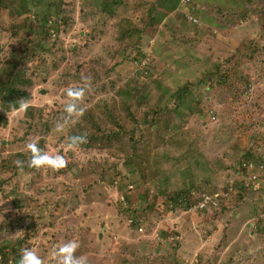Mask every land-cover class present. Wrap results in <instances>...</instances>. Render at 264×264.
I'll return each instance as SVG.
<instances>
[{"label": "rangeland", "instance_id": "374dc122", "mask_svg": "<svg viewBox=\"0 0 264 264\" xmlns=\"http://www.w3.org/2000/svg\"><path fill=\"white\" fill-rule=\"evenodd\" d=\"M62 1L60 7V0H6L10 7L0 12L3 59L34 13L54 18L60 8L72 10L70 27L36 48L45 60L27 63L37 76V84L27 89L31 106L42 107L45 116L59 111L55 115L63 120L65 89L87 77L91 88L81 107L112 97L129 101L139 93L137 119L159 122L139 126L135 147L125 154L74 150L66 168L42 169L37 175L28 171L24 147L15 141L27 116L0 108V161L4 157V167L13 166L17 154L25 161L18 171L19 191L34 193L41 203L60 200L59 219L39 231L32 249L49 264L56 246L71 239L79 241L76 254L86 255L89 264H264V163L240 174L244 150L235 137L240 124L249 126L250 135L262 136L258 153L264 160V0L163 1L169 13L158 28L146 30L137 49L123 48L117 28L121 18L146 17L144 9H133L139 0H124L113 18L101 11V0ZM158 1L146 0L160 6ZM212 64L234 67L235 78L244 76L250 84L219 82L216 75L198 82ZM186 81L198 84L193 96L199 105L193 112L176 107L164 93ZM242 90L248 96L241 97ZM163 111L170 116L166 120ZM162 125L169 126L166 132ZM65 133L54 130L52 144L39 143L50 154L64 156V149L53 143ZM71 163L76 173L68 171ZM8 176L0 168V179ZM191 186L201 188L197 205L187 211L166 209L167 196ZM10 190L11 183L6 195ZM38 190L44 192L38 195ZM219 194L223 199L218 202ZM19 201L0 196V223L6 212L19 216L25 211L12 208ZM149 203L155 212L132 227L127 216L133 214L126 208L133 206L139 214Z\"/></svg>", "mask_w": 264, "mask_h": 264}, {"label": "trees", "instance_id": "16d2710c", "mask_svg": "<svg viewBox=\"0 0 264 264\" xmlns=\"http://www.w3.org/2000/svg\"><path fill=\"white\" fill-rule=\"evenodd\" d=\"M163 1L166 0H159L158 2L160 6H158V4H149L146 0H139V2L134 5L133 9H144L143 14H145L146 17H140L138 20L126 18L119 19L117 39L122 44L123 48L126 49V46L128 45L133 46L132 48L134 49L139 48L141 38L146 30H148V28L152 29L155 26L158 28L161 25L166 16L165 11L168 12L163 8L161 3ZM170 1L177 4V0ZM123 2L124 0H101L99 5L101 11L106 14L108 18H113L121 8ZM62 5L63 1L60 0V7ZM71 5H73L71 2L67 4V6ZM50 6L56 7L54 4H50ZM9 7L10 5L6 0H0V12L1 9H8ZM174 7L175 5H170V8L173 9ZM68 9L60 8L58 14L54 18L49 13H44L40 18L39 13L36 12L23 24V36L17 39L16 46L12 47V49L7 52L8 54L6 55L8 56L0 59V108L9 111L13 106L18 107V105L14 104H17L20 99L31 98L27 89H30L37 84L35 81L37 76H35L32 67L27 66V63L30 62L33 65L39 63V60H45L43 58L40 59L37 56L36 48H38L40 43H45L49 38L52 39V37H55V33L57 35L59 32H63L70 27V18L73 14L72 10ZM15 13L16 11H14V14ZM137 25H140V27ZM19 28L21 29V26ZM51 30H54V32H51ZM11 36L14 37V34H11ZM28 38H31L34 42L31 41V43ZM55 46L56 45L54 44L53 48H55ZM248 48L249 55H252L253 50L255 49H253L251 42L248 43ZM140 56L144 57V55ZM58 58L59 56L56 55V59ZM251 58L252 57H247L249 60H251ZM34 67L37 69V66L34 65ZM78 69L79 66L77 67V70ZM212 69L211 72H206L198 82H201L205 77L209 79L216 75L220 78L218 80L219 82H222V79H224L226 81H232L233 83L241 81V83L248 84L244 76L238 79L235 78L234 67L232 66L226 67L222 64H212ZM90 72L93 73L91 69ZM195 85L198 84L196 82L186 81L181 85L177 84L172 88H165L164 93L170 95V98L168 99H172V103H175L176 107L181 106L193 112V110L199 105V103L194 100L193 96ZM245 88L248 89V86ZM138 95L139 93H136V95L129 101H120L117 98L112 97L110 99L96 101L88 107L83 106V116L78 119L77 123L64 130H58L55 127L57 122L62 121L58 117L59 114L55 115L56 112L59 111H54V114L50 113L49 116H45L42 107L30 106L25 113V116H27L25 121L26 125L21 129L22 134L17 137L15 141L20 143L23 147L26 142L33 139H36L38 143L45 139L48 143L52 144L53 141L49 139V135L54 130H58L66 133L59 137L62 139L59 140L58 138L53 145L55 147L56 145L61 146L64 149L63 153L67 156L64 155L66 160L73 155L72 153L74 150L125 154L129 147H135L134 143L137 141L136 136L141 129L139 126L148 124V126L151 127L159 122L158 120L148 121L144 118L143 122L140 123L137 119V106H141L138 100L136 101V97L140 98ZM240 95L241 97L244 95L248 96V91L242 90ZM241 100L242 99H239V101ZM63 108L64 106L62 105L60 111L64 114ZM162 116L165 118L164 120L170 117L166 111L162 112ZM168 127L169 126L164 127V132H166ZM240 127L241 132H236L235 137L238 145L244 150L240 156L239 172L240 174H245L246 169H253L258 166L256 164L260 165L261 163H264V160L258 153V148H261L263 145V138L260 135H250L247 130L249 126L240 124ZM81 133L86 134L87 142L81 145L79 149L68 150L65 147L68 137ZM157 141L160 142L161 140ZM39 146L42 149L45 148L41 143H39ZM21 158V155L17 154V159L21 160ZM5 165H7L6 158L1 157L0 168L7 170L9 176L6 179H0V196L1 198H6V196L10 195L12 197H18L20 201L17 203L13 202L12 208L21 212L23 210L25 211L19 216H13L12 214H9V212H6L7 214L4 212L6 218L0 223V236L2 241L7 240V242L4 243L3 241V244H0V264H18L21 250L25 247L33 248L34 242L39 237V231L53 226V223L59 219L60 200L54 199L53 201H49L46 199L44 203H41L40 201H36L37 199H35V197L37 195L34 193L24 194L19 191L17 182L19 169L15 164L10 167H4ZM41 170L29 168L28 171H32V173L38 175ZM68 171L76 173L78 170H76L71 163L68 167ZM9 183H11L10 195H6L5 186ZM191 187L192 188L189 189H180L176 191L174 195L167 196L165 200L169 205H166V209L174 211V209L178 208L187 211L197 205L200 201L199 196L201 194V188L199 186L197 189H195L196 187ZM204 188L210 189V187L206 186H204ZM43 192V190H38V195ZM219 195L220 197L216 198L218 202L223 199L221 197L223 194ZM28 202H33V205H29ZM42 208L45 210L44 213L39 212ZM205 210L206 209H200L199 211L204 213ZM126 211L128 214H133L131 218L129 215L127 216L130 219V225L132 227H138L143 224L148 214L155 212V206L154 203H149L139 214L133 206H128ZM35 213L36 215H34ZM44 261L45 264H49L46 260ZM50 261L51 258L49 259V262Z\"/></svg>", "mask_w": 264, "mask_h": 264}, {"label": "clouds", "instance_id": "9594fccd", "mask_svg": "<svg viewBox=\"0 0 264 264\" xmlns=\"http://www.w3.org/2000/svg\"><path fill=\"white\" fill-rule=\"evenodd\" d=\"M91 88L90 78H83L78 84L68 86L65 89L64 95V117L61 122H57L55 127L58 130H64L65 128L77 123L78 119L84 114V108L81 104L85 98L87 91ZM18 107L13 106L11 111L13 113H26L27 109L31 106L30 99H20L17 104ZM87 142V136L84 133L71 135L68 137L66 148L68 150L79 149L81 145ZM24 153L28 157L27 167L30 169L41 170L51 169L53 171H59L67 167L68 161L60 153L50 154L39 146L36 139L26 142L24 146ZM15 166L23 170L25 161L15 160ZM3 219V218H2ZM22 233V232H20ZM80 247L79 241L71 239L56 246L52 252V261L50 264H89L86 255H77V251ZM18 264H45V261L37 251L25 247L21 250V255Z\"/></svg>", "mask_w": 264, "mask_h": 264}, {"label": "built area", "instance_id": "2783aa9c", "mask_svg": "<svg viewBox=\"0 0 264 264\" xmlns=\"http://www.w3.org/2000/svg\"><path fill=\"white\" fill-rule=\"evenodd\" d=\"M186 1H188V0H186ZM250 166H251V165H250ZM204 200H205V201L210 200V197H205Z\"/></svg>", "mask_w": 264, "mask_h": 264}]
</instances>
